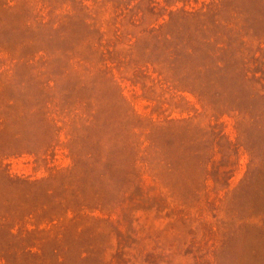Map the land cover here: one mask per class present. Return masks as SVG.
Segmentation results:
<instances>
[{"label": "rangeland", "instance_id": "obj_1", "mask_svg": "<svg viewBox=\"0 0 264 264\" xmlns=\"http://www.w3.org/2000/svg\"><path fill=\"white\" fill-rule=\"evenodd\" d=\"M0 264H264V0H0Z\"/></svg>", "mask_w": 264, "mask_h": 264}]
</instances>
